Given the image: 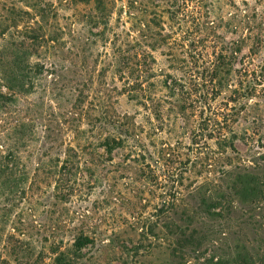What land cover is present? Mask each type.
Returning <instances> with one entry per match:
<instances>
[{
  "label": "rangeland",
  "instance_id": "obj_1",
  "mask_svg": "<svg viewBox=\"0 0 264 264\" xmlns=\"http://www.w3.org/2000/svg\"><path fill=\"white\" fill-rule=\"evenodd\" d=\"M0 264H264V0H0Z\"/></svg>",
  "mask_w": 264,
  "mask_h": 264
}]
</instances>
